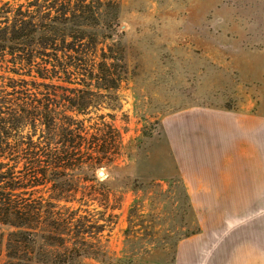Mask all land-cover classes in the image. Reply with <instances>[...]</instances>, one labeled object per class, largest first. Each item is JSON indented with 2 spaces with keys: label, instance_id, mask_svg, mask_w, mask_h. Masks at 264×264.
<instances>
[{
  "label": "rangeland",
  "instance_id": "obj_1",
  "mask_svg": "<svg viewBox=\"0 0 264 264\" xmlns=\"http://www.w3.org/2000/svg\"><path fill=\"white\" fill-rule=\"evenodd\" d=\"M117 2L112 31L105 25L113 11L101 8L100 32L112 36L105 41L111 51H104L121 80L116 88H91L92 94L60 83L51 112L53 143L61 128H83L88 140L106 133L113 148L112 128L118 150L109 165L68 172L78 189L54 212L72 221L49 239L47 264H232L252 246L254 233L262 234L264 212L243 218L233 208H215L221 198L190 195L187 179L231 172L237 140L224 128L217 156L212 128L191 133L163 122L182 110L207 108L258 116L264 130V0ZM11 77L0 72V117L8 106L26 109L22 125L8 130V140L22 146L28 137L37 141L40 128L31 123L34 102L18 91L24 82ZM8 156L0 159L4 169H25L23 160ZM48 187L11 194L47 201Z\"/></svg>",
  "mask_w": 264,
  "mask_h": 264
},
{
  "label": "trees",
  "instance_id": "obj_2",
  "mask_svg": "<svg viewBox=\"0 0 264 264\" xmlns=\"http://www.w3.org/2000/svg\"><path fill=\"white\" fill-rule=\"evenodd\" d=\"M103 7L113 11L105 25L112 31L117 0H0V72L24 82L18 91L23 99L34 102L29 109L31 123L40 128L37 141L28 137L22 146L12 143L8 130L22 125L26 109L8 106L1 112L0 159H9L10 154L11 161L21 159L25 165L20 171L13 165L4 169L0 160V227L8 229L6 234L0 229L4 264H47L49 239L60 235L59 230H69L72 221L54 212L59 200L78 189L76 181L67 179L68 172L83 164L109 165L117 153L112 128L107 132L112 134L113 148L106 146V133L93 134L88 140L83 128H61L52 142L51 111L61 98L60 83L87 87L92 94L91 88H116L121 80V72L104 51V47L111 51L105 41L112 36L100 32ZM47 185L49 202L11 194Z\"/></svg>",
  "mask_w": 264,
  "mask_h": 264
},
{
  "label": "crops",
  "instance_id": "obj_3",
  "mask_svg": "<svg viewBox=\"0 0 264 264\" xmlns=\"http://www.w3.org/2000/svg\"><path fill=\"white\" fill-rule=\"evenodd\" d=\"M163 124L164 128H189L191 133L200 132V128H212L213 153L217 156L220 146L215 142L221 140L224 128H229L239 148L238 159L232 163L236 168H231V172L191 176L187 179L190 195L221 198L216 199V204L212 203L211 206L228 207V211L233 208V212L242 213L243 218L264 212V141L261 139L264 138L261 136L264 130L260 117L224 110L190 108L172 114L164 119ZM224 210L221 208V211ZM259 224L257 229H261L262 234L254 233L252 246L246 248L243 254L238 253L234 261L227 254L229 258L225 254L220 257L226 256L232 264H264V222ZM189 251L192 253L193 249Z\"/></svg>",
  "mask_w": 264,
  "mask_h": 264
},
{
  "label": "bare ground",
  "instance_id": "obj_4",
  "mask_svg": "<svg viewBox=\"0 0 264 264\" xmlns=\"http://www.w3.org/2000/svg\"><path fill=\"white\" fill-rule=\"evenodd\" d=\"M102 174V173H101Z\"/></svg>",
  "mask_w": 264,
  "mask_h": 264
}]
</instances>
